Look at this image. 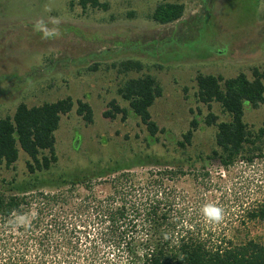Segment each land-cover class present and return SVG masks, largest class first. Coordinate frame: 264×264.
Listing matches in <instances>:
<instances>
[{
    "label": "rangeland",
    "instance_id": "rangeland-1",
    "mask_svg": "<svg viewBox=\"0 0 264 264\" xmlns=\"http://www.w3.org/2000/svg\"><path fill=\"white\" fill-rule=\"evenodd\" d=\"M79 1L0 0V118L13 116L22 103L35 107L67 97L75 103L61 118L55 134L58 163L45 177L165 156L187 174L176 182L178 192L187 196L180 205L187 222L210 238L264 243V221L246 220L247 208L264 202V158L229 171L218 160L209 161L217 148V128L204 123L209 112L198 101L196 84L198 74L227 80L244 73L253 80L254 69L264 72V0H100L108 4L107 11L84 10ZM163 2L184 4L183 18L166 26L153 22L150 16ZM41 22L55 34L38 31ZM130 60L140 62L143 72L120 73V64ZM143 74L153 75L163 89L151 113L170 139L158 134V141L152 140L139 118L104 117L113 100L129 110L118 91ZM78 101L93 109L92 124L77 115ZM213 112L219 121L230 120L219 104ZM195 118L200 127L183 153L176 142ZM245 122L253 132L263 128L264 104L248 110ZM28 161L20 150L13 167L0 164V180H27ZM131 172L141 176L147 169ZM68 189L53 202L32 195L38 200L25 215L0 227V264L8 257L35 256L49 264H129L127 254L109 244L95 213L81 208L90 204V193ZM95 190L105 196L110 187ZM206 205L223 210L220 222L202 214Z\"/></svg>",
    "mask_w": 264,
    "mask_h": 264
},
{
    "label": "trees",
    "instance_id": "trees-1",
    "mask_svg": "<svg viewBox=\"0 0 264 264\" xmlns=\"http://www.w3.org/2000/svg\"><path fill=\"white\" fill-rule=\"evenodd\" d=\"M79 5L107 11L108 4L100 0H80ZM185 5L163 2L157 5L150 19L166 26L181 20ZM120 73H142L144 66L138 61H126L118 68ZM253 80L244 73L231 79L198 74L196 84L198 101L208 108L204 123L216 127V149L208 156L218 160L229 171L239 163L252 165L264 158V127L258 132L249 129L245 122L248 110H257L264 104V72L253 70ZM118 94L128 102L129 110L120 107L116 100L104 112L107 119L123 120L129 116L139 118L150 138L158 141V134L169 132L160 129L153 120L151 109L162 97L163 89L151 74L127 80ZM219 104L229 121H219L213 105ZM77 115L88 123L94 121V112L88 103L78 101ZM75 103L71 97L41 106L20 104L13 116L0 118V164L8 169L19 160L20 150L29 158L28 179L0 180V227L10 224L15 217L25 215L35 194L53 202L64 195V188L87 190L92 197L82 209L95 213L96 223L107 235L109 244L128 256L129 264H264V243L248 240L235 243L230 239L210 238L184 218L186 210L180 208L187 196L179 193L176 182L187 175L181 166L176 168L165 156L139 157L128 164L115 163L107 168H96L72 174L47 178L58 163L56 132L61 118L72 112ZM200 121L195 118L190 129L176 142L183 153L192 146ZM201 159V158H200ZM205 162L206 159H201ZM146 168L147 173L137 176L132 169ZM204 177L210 172L204 169ZM96 186H109L110 192L101 196ZM7 188L8 190H5ZM47 189H54L59 194ZM4 190V191H3ZM46 190L48 192H46ZM9 191L11 194H7ZM182 198V199H181ZM182 200V201H181ZM88 203V202H86ZM246 220L264 221V202L247 208ZM244 223V222H243ZM4 264H49L40 256L15 259L8 257Z\"/></svg>",
    "mask_w": 264,
    "mask_h": 264
},
{
    "label": "clouds",
    "instance_id": "clouds-1",
    "mask_svg": "<svg viewBox=\"0 0 264 264\" xmlns=\"http://www.w3.org/2000/svg\"><path fill=\"white\" fill-rule=\"evenodd\" d=\"M36 29L38 31L44 32L45 36L55 34L49 32L42 22L36 25ZM202 214L211 222H220L223 218V210L214 205L204 206L202 209ZM18 219H22V218H18Z\"/></svg>",
    "mask_w": 264,
    "mask_h": 264
}]
</instances>
